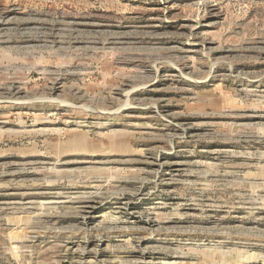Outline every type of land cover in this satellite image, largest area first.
<instances>
[{"label":"rangeland","instance_id":"obj_1","mask_svg":"<svg viewBox=\"0 0 264 264\" xmlns=\"http://www.w3.org/2000/svg\"><path fill=\"white\" fill-rule=\"evenodd\" d=\"M0 264H264V0H0Z\"/></svg>","mask_w":264,"mask_h":264}]
</instances>
